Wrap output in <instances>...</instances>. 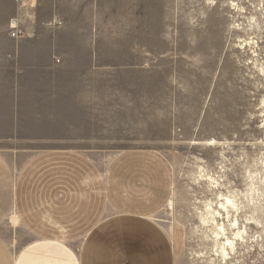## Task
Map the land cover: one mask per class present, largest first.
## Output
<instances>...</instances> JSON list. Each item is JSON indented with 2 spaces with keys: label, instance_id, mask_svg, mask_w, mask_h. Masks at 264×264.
Masks as SVG:
<instances>
[{
  "label": "rangeland",
  "instance_id": "rangeland-1",
  "mask_svg": "<svg viewBox=\"0 0 264 264\" xmlns=\"http://www.w3.org/2000/svg\"><path fill=\"white\" fill-rule=\"evenodd\" d=\"M100 1L137 3L125 6L124 22L135 27L131 35L148 56L102 72L88 103L39 104L18 123L15 153H1L14 160L16 174L51 147L81 150L102 167L123 150L157 151L171 170L172 189L149 217L148 250L152 239L159 247L149 259L264 264V0ZM8 3L15 2L0 0V33L8 28L1 22ZM24 3L16 15L29 23L44 0ZM55 19L62 23L58 17L43 23L54 28L60 24L47 23ZM29 240L16 222L15 252Z\"/></svg>",
  "mask_w": 264,
  "mask_h": 264
},
{
  "label": "crops",
  "instance_id": "crops-1",
  "mask_svg": "<svg viewBox=\"0 0 264 264\" xmlns=\"http://www.w3.org/2000/svg\"><path fill=\"white\" fill-rule=\"evenodd\" d=\"M45 1L29 23L23 19L27 35L11 37L7 25L0 33V264H161L162 256L148 257L159 248L152 239L148 250L149 217L172 189L160 153L131 148L102 167L81 150L51 147L29 157L16 174L14 160L1 153H15L18 123L39 104L88 103L102 72L148 56L141 38L131 35L135 27L124 22L125 6L137 3ZM14 2L3 9V24L18 15ZM115 6L112 36L107 11ZM52 17L62 23L44 25ZM11 217L30 236L17 252L15 223L4 222Z\"/></svg>",
  "mask_w": 264,
  "mask_h": 264
},
{
  "label": "built area",
  "instance_id": "built-area-1",
  "mask_svg": "<svg viewBox=\"0 0 264 264\" xmlns=\"http://www.w3.org/2000/svg\"><path fill=\"white\" fill-rule=\"evenodd\" d=\"M25 0H16V3L19 5V8L21 10V7L25 5ZM22 20L20 19V17L16 16V17H12L9 20L8 23V28H9V35L11 37H20L26 34L25 32V28L21 22ZM48 25H58L60 24V20L55 19L54 21H48L47 23Z\"/></svg>",
  "mask_w": 264,
  "mask_h": 264
},
{
  "label": "bare ground",
  "instance_id": "bare-ground-1",
  "mask_svg": "<svg viewBox=\"0 0 264 264\" xmlns=\"http://www.w3.org/2000/svg\"><path fill=\"white\" fill-rule=\"evenodd\" d=\"M220 195H221V194H220ZM224 196H225V195H224ZM224 198H225V197H224ZM225 199H226V198H225ZM232 200H233V198H232ZM232 200L229 201V200L227 199V201H225V202H228V201H229V202L231 203ZM223 201H224V199H223ZM234 202H235V201H234ZM221 203H222V202H221ZM219 204H220V203H219ZM222 204H223V203H222ZM222 204H221V205H222ZM221 205H220V206H221ZM225 205H226V204H225ZM232 205H233V204H232ZM223 207H224V206H223ZM229 207H230V206H229ZM232 207L234 208V206H232ZM227 208H228V207H227ZM225 209H226V207H225ZM205 215H206V214H205ZM10 219L13 220L12 217H11ZM212 220H213V219H212ZM224 220H225V219H224ZM237 224H238V223H237ZM220 226H221V225H220ZM218 227H219V226H218ZM221 227H222V226H221ZM221 227H220V228H221ZM223 232H224V231H223ZM215 233L217 234V232H215ZM219 233H220V232H219ZM236 234H237V233H236ZM237 235H238V234H237ZM237 235H236V236H237ZM223 236H224V235H223ZM239 237H240V234H239ZM226 241H227V240H226ZM230 241H231V240H230ZM228 242H229V241H228ZM226 243H227V242H226ZM231 244H232V243H231ZM231 247H232V246H231ZM233 247H234V246H233ZM233 247H232V248H233ZM221 248H223V247H221ZM229 249H230V248H229ZM226 250H227V249H226ZM232 250H233V249H232ZM222 251H223V250H221V252H222ZM221 254H222V253H221ZM225 254H226V253H225ZM222 255H223V254H222ZM225 258H226V256H225Z\"/></svg>",
  "mask_w": 264,
  "mask_h": 264
}]
</instances>
